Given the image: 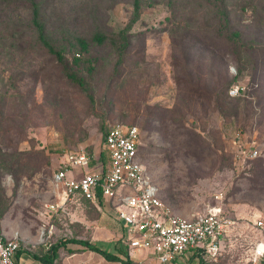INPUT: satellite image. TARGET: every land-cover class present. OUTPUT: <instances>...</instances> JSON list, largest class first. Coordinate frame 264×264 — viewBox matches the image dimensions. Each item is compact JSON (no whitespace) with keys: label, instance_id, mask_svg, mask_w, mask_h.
I'll list each match as a JSON object with an SVG mask.
<instances>
[{"label":"rangeland","instance_id":"rangeland-1","mask_svg":"<svg viewBox=\"0 0 264 264\" xmlns=\"http://www.w3.org/2000/svg\"><path fill=\"white\" fill-rule=\"evenodd\" d=\"M38 2L47 37L66 64L38 40L26 0H0V232L37 255L65 239L127 245L125 230L91 204L48 205H60L53 171L65 155L84 149L97 156L106 127L133 124L141 130L140 162L173 212L194 217L221 192L237 218L226 248L205 264H248L263 236L252 220L264 221V0H142L120 62L108 41L92 36L126 27L133 0ZM75 37L87 41V51ZM229 81L238 90L228 100L239 106L234 115L211 97L219 89L225 97ZM248 101L253 111L246 112ZM235 129L245 132L244 145L259 149L243 166L231 159ZM97 224L105 240L92 239ZM83 256L82 264H122ZM129 256L137 264V253Z\"/></svg>","mask_w":264,"mask_h":264},{"label":"built area","instance_id":"built-area-1","mask_svg":"<svg viewBox=\"0 0 264 264\" xmlns=\"http://www.w3.org/2000/svg\"><path fill=\"white\" fill-rule=\"evenodd\" d=\"M229 94L234 96L238 90L230 89ZM243 134L237 131L231 140L235 166H243L259 156L257 147L244 145ZM141 138L137 126L116 124L103 142L105 163L90 167L91 157L84 149L65 155L53 171V181L62 186L60 205L50 204L48 208L54 210L83 199L100 209L97 204L100 194L115 218L126 225V244L129 254L131 250L137 253V264H185L195 253L209 257L223 251L237 218L223 205L221 192L214 194V204L207 205L194 217L173 212L161 200L158 186L140 162ZM252 223L263 234L264 221L255 219ZM19 250L16 236L7 237L0 232V264H19ZM263 256L264 237L260 236L251 248L249 263L259 264Z\"/></svg>","mask_w":264,"mask_h":264},{"label":"trees","instance_id":"trees-1","mask_svg":"<svg viewBox=\"0 0 264 264\" xmlns=\"http://www.w3.org/2000/svg\"><path fill=\"white\" fill-rule=\"evenodd\" d=\"M26 2L30 6V9H31V13H32L31 23L37 32L38 40L47 48L48 52H50L51 54H53L55 56V58L57 59L58 62H60L61 64H66L64 61V55H63L62 51L59 49H55L54 45L51 43V41L47 37V33L45 31L43 22L39 18L40 12H39L38 0H26ZM141 3H142V0H133L132 17L130 19L129 24L126 27H124L123 29L119 30L117 33L112 34V35H107V34H103L101 32H97V33H94L92 36V40L94 42H96L97 44H103L106 41H108L110 43V45L113 46L114 49L116 50L115 52L117 54L119 62L121 60V57L123 56L124 50L129 45V42H130L129 29H130L131 25L139 17ZM230 36H232L233 38H239V34L237 32L231 33ZM75 41H76L77 46L79 47V49L82 52H85L88 50V43L84 38L75 37ZM78 61H79V59L74 57L73 62L77 63ZM63 69L67 73L68 78H70L74 82H77L81 86L83 85V81L81 80V78H77V76H75L74 74L68 73V67L66 65L63 66ZM230 87H231V81H229L227 88L225 90V93H226L225 97L223 96V98H222L218 95V93H220V92L222 93V90H220V89L217 91H214V93L211 95V97L214 98L213 100H214L215 106L218 110H220L222 113L227 114V115H234V114H238L239 106H238V104H232L231 101H228L231 98V95L229 94ZM245 109H246V112L247 111H253V105H252L251 101L247 102ZM127 125H133V124H127ZM113 126L114 125H109V127H106L104 129L103 142L105 140L106 134L109 132V130ZM134 126H136V125H134ZM235 131H238V130L235 129ZM231 132L232 131H230L228 134V138H230V139L232 137ZM242 132H243V130H242ZM244 134H245V132H244ZM103 142H102V144H103ZM140 145H139V147H140ZM233 153L234 152L230 153L232 161H233ZM89 155L91 157V160L89 163L90 167H92L93 165H95L99 162H102V163L106 162V155H105L104 150H102L100 153H98L97 156L93 155V154H89ZM3 168H6L7 172H9V169L7 166H4ZM80 202H87V203H89L95 207L94 203H91L89 201H85L82 199ZM97 204L100 207L103 204V198L101 197L100 194H98V197H97ZM97 210H99V209H97ZM1 217H2V213L0 212V219H1ZM263 236H264V230H263ZM122 238H125V234H123ZM120 240H122V239H120ZM120 240L116 241L114 243H111V242H106V241H89L86 239H67V240L65 239V240L59 241L57 243L50 244L48 246V249H46L45 252L42 254L37 255L35 253H29V252H28V254H30V256H32V258H34L35 260H38L42 264H52L54 262V260L58 258V250L60 248L66 249V251L69 253H73L75 251L74 249L67 248V246H66L68 243L72 242V243H77V244L81 245L83 247L82 248L83 250L84 249L89 250V251H92V252H95V253L101 255L106 261L120 262L122 264H134L133 261L131 260L130 256H129L128 245H123V247L119 246ZM20 252H21V249L17 252V256L19 255ZM195 259H198V261L200 262L199 264L208 263L207 257L200 256V255L195 253L189 257V259L187 260V262H188L187 264H192L193 260H195ZM263 262H264V256L259 261V264H262ZM248 264H250V263H248Z\"/></svg>","mask_w":264,"mask_h":264},{"label":"crops","instance_id":"crops-1","mask_svg":"<svg viewBox=\"0 0 264 264\" xmlns=\"http://www.w3.org/2000/svg\"><path fill=\"white\" fill-rule=\"evenodd\" d=\"M99 210H101V212H103L104 214L110 215L112 217V220H114V224L118 223L122 227V229L125 230L122 223L115 218V216L113 214V210L109 207V204L107 202H103V204ZM94 229H95V232H94L92 239L93 240H105L104 238L102 239L101 237H99V235L97 233V230H101L100 226L98 224L95 225ZM4 234L8 237L7 233L4 232ZM109 234H111V233L109 232ZM123 234H125V231H123ZM106 242H108V241H106ZM68 248H72V249L75 248L74 249L75 251L73 253H71L72 258H74L75 262L72 263L71 260L70 261L66 260L68 257L61 260V258H63L64 252H67V251L64 248H62V249L60 248L58 250V258L55 259L52 264H82L83 262H80V261H83V259H77V257H82L84 254H86V252H92V251H83V249H82L83 247L79 244L77 247L73 246V247H68ZM46 249H48V247H46ZM92 253H95V252H92ZM17 259H18L19 264H42L38 260H35L34 258H32V256H30V254H28V252L26 250L24 251L22 249H21V252L19 253V255L17 256ZM76 260H78V262H76Z\"/></svg>","mask_w":264,"mask_h":264}]
</instances>
